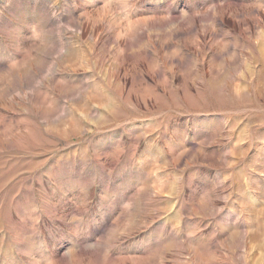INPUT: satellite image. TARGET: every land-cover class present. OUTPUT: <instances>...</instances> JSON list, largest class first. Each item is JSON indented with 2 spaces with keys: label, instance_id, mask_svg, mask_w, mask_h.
Here are the masks:
<instances>
[{
  "label": "rangeland",
  "instance_id": "obj_1",
  "mask_svg": "<svg viewBox=\"0 0 264 264\" xmlns=\"http://www.w3.org/2000/svg\"><path fill=\"white\" fill-rule=\"evenodd\" d=\"M0 264H264V0H0Z\"/></svg>",
  "mask_w": 264,
  "mask_h": 264
}]
</instances>
